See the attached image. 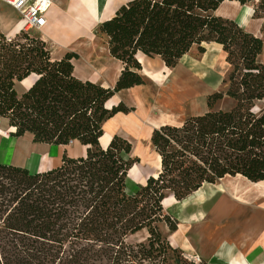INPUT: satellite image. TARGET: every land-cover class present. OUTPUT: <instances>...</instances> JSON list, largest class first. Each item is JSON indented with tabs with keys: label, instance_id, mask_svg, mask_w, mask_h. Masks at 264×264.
Here are the masks:
<instances>
[{
	"label": "trees",
	"instance_id": "obj_1",
	"mask_svg": "<svg viewBox=\"0 0 264 264\" xmlns=\"http://www.w3.org/2000/svg\"><path fill=\"white\" fill-rule=\"evenodd\" d=\"M226 2L251 6L262 35L217 15ZM95 35L123 66L114 87L79 79L75 52L54 59L40 37L0 31V119L11 137L86 147L84 157L64 153L60 166L42 173L0 164V264H194L161 230L179 227L163 201H185L227 177L264 181V0H130ZM211 43L222 46L229 67L223 90L208 96L204 114L153 130L160 170L129 191L128 173L140 163L133 144L115 135L103 148L100 139L107 121L135 108L107 103L146 84L139 55L174 69ZM31 76L19 95L16 83ZM224 99L231 107L215 109ZM142 232L144 241L130 243Z\"/></svg>",
	"mask_w": 264,
	"mask_h": 264
},
{
	"label": "crops",
	"instance_id": "obj_2",
	"mask_svg": "<svg viewBox=\"0 0 264 264\" xmlns=\"http://www.w3.org/2000/svg\"><path fill=\"white\" fill-rule=\"evenodd\" d=\"M129 1L130 0H71L66 12L54 5L48 14V24L43 29L44 34L49 37V35L52 34V28H55V24L63 21L62 27L60 28V32L64 34L63 41L71 43V41L79 40L82 35L89 34L92 27L98 26L100 23L113 18L117 10ZM230 3L236 2H226L224 4ZM224 4L221 7H223ZM245 23L240 25L244 28ZM13 28L14 25L12 28L8 29L9 31L2 33L8 38L15 37L20 33L22 26L17 33H12ZM40 38L47 42L45 38ZM206 45H214L224 54L222 46L214 43L205 44V50ZM141 57L143 56L139 55V61L141 64H144L142 59H140ZM164 67L165 69L167 68L166 66ZM75 70V75L79 79L93 81L89 77H80L77 75L76 65ZM143 72L144 69L141 73L145 77ZM162 72L163 74L161 76L146 73L149 75L148 77L152 79L153 83L158 85L159 94H156V92L150 88L148 89V87H146L147 84L139 86L140 88L135 87L117 94L121 96L120 94L124 92H135L133 101H126V103L121 101L127 107L135 108V111L129 114L119 113L107 121L104 125V136L109 132L108 134L111 139L115 135H124V137H121L128 139L129 135L126 131L120 129V127H113L118 126L116 124L119 123L120 120L137 129L138 133L144 128L145 131H148L149 127L151 128V125L149 124L150 118L151 116L156 115L158 110H163V113L168 116V120L160 123L156 128L168 124L177 125L182 122V120L179 123L176 120L171 121L172 119L169 117L166 110L174 111L177 108L165 107L166 102L164 99H161L163 93L161 86L164 83V80L168 78L170 74L174 73V71L167 68L166 71L163 70ZM119 76L120 74L113 85L116 84ZM35 80L36 77L31 76L21 83H16V88L18 86L22 87V92L19 94L17 91L18 94L22 95L31 87ZM101 84L104 85L103 83ZM113 85L112 87H114ZM137 88L141 89V91L145 88L148 92V96H139L138 94L141 91L138 92L139 90ZM119 103L120 99L114 102L112 98L107 103V107L111 108ZM205 112H207V110L195 115H201ZM174 119H176V117H174ZM156 128L153 127L148 133L149 138L151 137L153 130ZM0 129L4 131L2 132L0 130V133H7L9 136V138H3L0 135V155L5 139L8 141L7 146L9 149L13 147V143H19L20 145H22L21 143H25L26 145H29L28 147L30 149V153L23 157L21 162H13L11 156H13L14 153L8 151V153L2 155L0 164L25 168L31 174L46 172L60 166L64 153L58 154L56 153V150L61 147L66 149L69 148V146L57 147L48 144L33 143L32 136L29 134L18 139L13 138L10 134L14 131H12L8 121L5 119H0ZM77 144H79V152L76 154H68V156L79 158L86 155V147H83L79 142L73 143V145ZM220 183H222V186ZM220 183L216 185H208L216 187L214 190H219L218 196L214 198L212 205H210V210L207 209L208 211L205 212L198 211L186 214L184 222L179 220L178 230L175 233H169L167 236L170 244L174 248H179L184 251L186 256H199L203 264H264V181L253 183L246 178L237 176L234 178L227 177ZM199 192H201V190L195 195ZM175 205L176 204L171 207ZM182 225H185L184 231L182 230Z\"/></svg>",
	"mask_w": 264,
	"mask_h": 264
},
{
	"label": "rangeland",
	"instance_id": "obj_3",
	"mask_svg": "<svg viewBox=\"0 0 264 264\" xmlns=\"http://www.w3.org/2000/svg\"><path fill=\"white\" fill-rule=\"evenodd\" d=\"M70 2L71 0H54L55 5L58 8L62 9L64 12L68 10ZM232 6L234 5L224 4V6L217 11V15L222 16L224 18L233 19L241 25L242 23L246 22L244 24V28L248 32H251L257 36H261L262 20H256L253 18V12H254L253 8L251 6H245L251 9V16L248 17L247 16L248 10L246 8L241 6L238 7L236 10H234V8H231ZM0 17L3 19V21L6 23L7 26L12 27L14 25L12 33H17L20 30L22 23H20L19 15L15 11H13L10 7L4 5L1 2H0ZM62 23L63 21L56 23L55 28H52L53 30L50 29L52 30V34L49 35V37H47L44 34L43 30L39 31V30L30 29L26 32L31 37L45 38L47 40L48 47L50 48L54 59L61 58L65 53L70 51L77 52L80 56L79 60L75 61L77 75H79L80 77H89L93 80V82L94 81L101 82L107 87L108 86L112 87L118 75L123 70V66L120 62L110 57L107 46L104 43V41L95 35V29L97 28V26L92 27L89 34L82 35L81 39L74 40L71 41V43H69L63 41L64 34L60 32ZM0 31L3 32L1 29ZM140 59H142V61L144 62V64L143 63L142 64L144 69L143 74H145V78H146V84H147L146 87L156 92V94H159L158 85L156 83H153L152 79L148 77L149 75H147L146 73L157 74L161 76L163 74L162 71L163 70L166 71L167 68L165 69L164 63L159 58L149 59L146 57H141ZM259 60L260 62L264 63V50ZM188 63L191 65H202V64L206 66L209 65L211 68L210 71L212 74V78H214L216 82L211 89H208L202 95H200L201 96L200 101L202 102V104L200 103L201 104L200 107L194 108L190 100H187L185 104L184 102H180L179 107L174 111L166 110V112H168L169 117L172 119L171 121L176 120L178 123L181 120L184 121L190 115H195L205 110H208V106H207L208 96L215 92L223 90L222 83L223 80L226 78V75L229 70L228 64L226 63L225 55L221 51H219L217 47L214 45H206V52L204 54H201L197 51V49H194L190 53V55L184 58L176 66V68L171 70L174 72L180 71V69L185 68L184 65H188ZM145 88L142 89V91L141 89L137 88L139 90L138 92L141 91L138 94L139 96L141 97L148 96V92L146 91ZM130 92L131 91L124 92L120 94L121 96L116 95L113 98L114 102H116L118 99H120V102L124 101L125 103L126 101L127 102L133 101L135 97V92L133 93ZM173 103L175 105L178 102H173ZM231 105L232 103L230 100L224 99L216 104L215 109H228L231 107ZM174 117H176V119H174ZM116 125L118 126H113V127L116 128L120 127V129H123L128 133L129 135L128 139L133 144L132 156L138 157L140 159V163L136 165V167L138 168L137 179L139 181H136L137 184H132V188H130L131 192H136L140 185L145 184L149 176L154 175L155 173L158 172L157 169L158 163L155 157L156 155L150 142L151 137L149 138L147 131H145L144 129L140 131L141 133L140 134L138 133L137 129L131 127L128 123H125L122 120H120L119 123H117ZM0 130L4 132L2 129ZM121 136L124 137V135ZM21 144L22 146H25L27 147V149H29L28 147L29 145H26L25 143H21ZM71 145H73V143ZM57 150L56 153L58 154H63V153L76 154L77 152H79V144L69 146V148L67 149L61 147ZM220 185L222 186V183H220ZM214 188L216 187L207 186L194 197L189 198L182 202H178V204H176L175 206L166 209V212L170 214L173 218L177 219L178 221L180 220L184 222L186 218L185 217L186 214H191L192 212L195 213L198 211L199 212L208 211L207 209L210 210V205H212L214 198L217 197L219 194V190H214ZM184 226L185 225H182L183 231H184ZM161 228L163 234L168 236L169 235L168 229L165 226ZM146 238H147V233L142 232L134 237H131L129 241L130 243H137L144 241Z\"/></svg>",
	"mask_w": 264,
	"mask_h": 264
},
{
	"label": "bare ground",
	"instance_id": "obj_4",
	"mask_svg": "<svg viewBox=\"0 0 264 264\" xmlns=\"http://www.w3.org/2000/svg\"><path fill=\"white\" fill-rule=\"evenodd\" d=\"M230 4L234 5L231 7L234 8V10H236L238 7H241V5L237 3H230ZM244 8L248 10L247 16L248 17L251 16V9H249L248 7H244ZM12 27L7 26L6 23L3 21V19L0 17V29L3 32L9 31L8 29ZM184 67L185 68L180 69V71H175L174 73L170 74L169 77L164 80V83L161 86V89L163 91L161 99L165 100L166 102L165 107L174 106L175 108H178L180 102H184L185 104L187 100H190L194 108L200 107V105L202 104V102L200 101V97H201L200 95H202L208 89H211L216 82V80L212 78V74L210 71L211 68L209 65L207 66L203 64L191 65L188 63V65H184ZM16 89L19 92V94L22 92L21 86H18ZM173 102H178V103L174 105ZM167 117L168 116L165 113H163V110H158L157 114L151 116L150 118L149 124L151 125V128L149 127L147 133H149L153 127L156 128L160 123L166 122L168 120ZM108 133L109 132H107V134L103 136L102 139H100V143L103 148H106L111 140ZM0 135L3 138L5 137L9 138L7 133H0ZM7 144L8 141L7 139H5L1 149L0 159H2V155L4 153H8L9 151L10 153H14V155L11 156L12 157L11 160L13 162H21V159L30 153V149H27V147L22 146L19 143H13L14 145L11 149H9ZM155 157L157 159V163H158L157 169L159 171L160 157H158L157 154ZM137 171L138 168L134 166L128 173L127 186L129 191L130 188H132V184H137L136 181H139L137 179ZM153 176H157V173H155ZM174 204H177V201L174 199L173 196L163 201V206L165 209L166 208L168 209Z\"/></svg>",
	"mask_w": 264,
	"mask_h": 264
},
{
	"label": "built area",
	"instance_id": "obj_5",
	"mask_svg": "<svg viewBox=\"0 0 264 264\" xmlns=\"http://www.w3.org/2000/svg\"><path fill=\"white\" fill-rule=\"evenodd\" d=\"M15 11L22 23L21 31L43 30L48 24V14L55 5L54 0H0ZM194 264H201L199 256H186Z\"/></svg>",
	"mask_w": 264,
	"mask_h": 264
},
{
	"label": "water",
	"instance_id": "obj_6",
	"mask_svg": "<svg viewBox=\"0 0 264 264\" xmlns=\"http://www.w3.org/2000/svg\"><path fill=\"white\" fill-rule=\"evenodd\" d=\"M171 197V196H170ZM169 198V197H168Z\"/></svg>",
	"mask_w": 264,
	"mask_h": 264
}]
</instances>
